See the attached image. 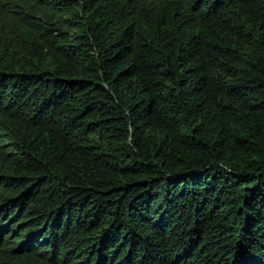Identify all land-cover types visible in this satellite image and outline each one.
<instances>
[{
    "label": "trees",
    "instance_id": "trees-1",
    "mask_svg": "<svg viewBox=\"0 0 264 264\" xmlns=\"http://www.w3.org/2000/svg\"><path fill=\"white\" fill-rule=\"evenodd\" d=\"M0 264H264V0H0Z\"/></svg>",
    "mask_w": 264,
    "mask_h": 264
}]
</instances>
